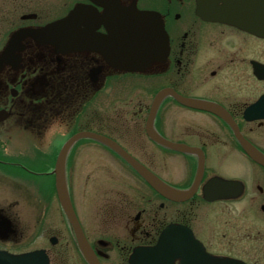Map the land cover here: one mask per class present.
I'll list each match as a JSON object with an SVG mask.
<instances>
[{"label":"flooded vegetation","instance_id":"obj_1","mask_svg":"<svg viewBox=\"0 0 264 264\" xmlns=\"http://www.w3.org/2000/svg\"><path fill=\"white\" fill-rule=\"evenodd\" d=\"M254 1L264 7V0ZM217 2L0 0V250L15 252L36 235L46 241L40 249L49 264H128L135 251V259H146V250L174 226L181 227V239L188 231L211 258L201 264H264V165L244 150L264 159V36L214 20L222 6ZM256 4L250 5L253 15ZM132 7L156 14L168 38L166 56L141 73L116 69L115 59L106 56L113 52V19L134 13ZM72 10L73 38L64 40V31L43 33L66 22ZM18 31L43 36L17 41ZM3 54L8 57L2 62ZM147 73L152 76L142 80L143 100L124 113L123 127H113L114 81ZM166 89L208 106L181 107L167 95L155 115L154 134L188 153L156 143L146 130L152 100ZM100 97L107 110L99 114ZM19 130L30 135L28 145H21L28 151L20 155ZM47 133L54 137L45 140ZM79 133L114 142L167 186L188 190V199L165 198L108 146L78 140L68 149L65 176L84 252L58 204L53 174L59 152ZM18 156L38 165L31 168ZM113 168L127 182L121 191L87 190L93 175L99 183L113 177ZM93 199L102 203L96 206Z\"/></svg>","mask_w":264,"mask_h":264},{"label":"water","instance_id":"obj_2","mask_svg":"<svg viewBox=\"0 0 264 264\" xmlns=\"http://www.w3.org/2000/svg\"><path fill=\"white\" fill-rule=\"evenodd\" d=\"M201 1L203 2V0H198V2ZM218 2H221L222 6L215 9L214 20L238 27L248 32H253L258 36H264V21H262L264 19V10L262 11V8H259L260 6H258L254 0H218ZM254 4L257 5L256 11L254 12L256 13L255 15H253V11L255 10L254 7L251 8ZM200 9L202 10L201 7ZM249 10H252V13H250ZM75 13L76 12H73L70 15L71 17L64 23L50 25L49 28H46V31H64V40L73 38L72 32L75 26L73 15ZM200 16L204 17L202 12H200ZM151 18L152 15L148 13L135 12L131 21H124L120 18L112 21L111 36L114 43L113 52L111 55L107 51L106 56L108 55L111 59L112 57L117 59L115 60V63H117L115 68L129 72H141L150 63L162 60V58L166 56L168 45L163 24L151 22V20L149 21ZM46 31L43 30V33ZM25 35L31 36L36 40H40L43 36L41 32L18 31L15 39H17V41L22 40V37ZM7 57L8 54H3L1 61L3 62ZM167 95H171L176 102L187 108L192 105H197L199 108H207L208 106L193 103L189 101L188 98L181 97L169 89L159 92L152 101L146 123V130L151 139L160 145L188 153L187 147L176 144L171 145L157 134H154L153 121L162 100ZM82 138H91L111 148L119 154L155 191L165 198L177 202H182L188 199V196L190 195L188 190L179 191L167 186L153 174L148 172L147 169L142 167L138 162L128 156L114 142L93 134L79 133L74 135L65 143L59 152L53 173L55 175V190L60 207L72 226L84 252L85 250L87 251V248L83 244L84 239L69 199L64 173L65 158L68 149L74 142ZM244 150L254 160L264 165V159L259 158L256 151L247 146H244ZM175 234L177 236L181 234L180 228L174 226L168 228L158 246L145 252L146 259H129V264H174L176 261H178V264H201L202 260L211 259L201 251L200 245L192 238L191 234H188V231L186 234H182L183 238L181 241L174 239ZM179 238L181 239L180 236ZM136 256L137 254L134 255V257ZM195 257H199V259ZM86 260L89 264H99L95 259ZM0 264H49V261L45 252L41 250L20 255H12L0 250ZM216 264L243 263L228 259H219Z\"/></svg>","mask_w":264,"mask_h":264},{"label":"rangeland","instance_id":"obj_3","mask_svg":"<svg viewBox=\"0 0 264 264\" xmlns=\"http://www.w3.org/2000/svg\"><path fill=\"white\" fill-rule=\"evenodd\" d=\"M146 75L148 77L145 76V75H144L145 77L135 76V75L134 76L128 75L127 77H121L122 79L119 82L114 81L113 85H116V86L113 87L114 90H113L112 97H111V104H109V108L111 109L109 111H110V116L112 118V126L113 127H117V128L123 127L122 119L124 117V113H126L128 111H131L133 109V107L135 106V104L138 102V100H140V99L143 100V98H142V96H143V93H142L143 92V90H142L143 81L142 80L144 78L145 82H147L149 80L150 76H152V74L151 73H147ZM148 83L151 84L152 82L149 81ZM154 85H155L154 83L152 85H149V86H152V88L150 89V87H149L147 90L148 91H150V90L152 91L153 88H154ZM104 102L105 101H103V99H102L100 101V104H97V112L99 114L102 113L103 110H105V109L107 110V106H106V104ZM145 102L149 106V104H150L149 102H151V100L146 98ZM176 111L179 112L178 109H176ZM183 113H186L187 117H188V110L184 111ZM179 114H181V113H179ZM174 116L175 115H173V117ZM172 120L173 119H167L166 120V124L167 125H171ZM24 130H19L16 133V145H19V146H16V152L18 153V155L28 151L27 148H26L27 146L26 147H25V145L21 146V145L26 144V143L28 145V142H29V136L30 135L25 134L26 131H24ZM53 137H54V135H48V133H47L45 140H47V139L51 140ZM17 159H18V161H21V163H23V164H25V165H27V166H29L31 168H34V167H36L38 165L37 162L24 159L21 156L20 157L18 156ZM119 170L120 169L117 170V168H115V169L113 168V170H112V174H114V175H112L113 177L112 178H107V179H106V177H105V179H103L104 178L103 177V178H101L102 180H100L99 183H98V180L95 181V178H94V175H93V177L90 178V181L86 182L87 183V187H88L87 190L91 189L94 186L96 188L100 187L102 189V191L105 190V189H109V191L110 190H112V191H115V190L121 191L123 189V187L126 186L127 182L121 178V176H120L121 171H119ZM18 173H23V172H21L18 169ZM23 175L25 177L29 178V176H27L25 173H23ZM98 175H100V170L96 169L95 170V176H98ZM33 181L34 182H39V183H46L47 182V180L44 181V182H41V181H38V180H33ZM79 192H80V195L83 193L80 189H79ZM99 198H100L101 201L102 200L104 201V197L103 196H101ZM93 200H94V203L98 201L95 204L96 206H98L99 203L100 204L102 203V202H99V200H95V199H93ZM44 203H45V201H44ZM44 203L42 204L43 206H44ZM42 247H46L45 239L43 241L41 237L36 238V235H35L34 237L32 236L31 240L28 243L26 241L25 243L21 244L19 247H15L16 250H15V248L13 250H15V252L16 251L17 252H28V251L35 250V249H40Z\"/></svg>","mask_w":264,"mask_h":264}]
</instances>
